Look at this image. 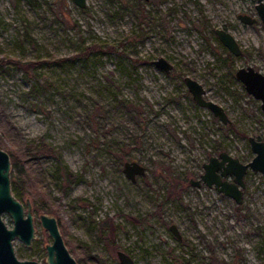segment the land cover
<instances>
[{
  "label": "rangeland",
  "instance_id": "374dc122",
  "mask_svg": "<svg viewBox=\"0 0 264 264\" xmlns=\"http://www.w3.org/2000/svg\"><path fill=\"white\" fill-rule=\"evenodd\" d=\"M86 3L0 0V147L11 174L14 155L24 165L31 193L19 199L30 198L36 221L30 246L14 240L17 257L45 263L52 240L39 215L52 213L79 264H122L118 250L137 264H264V174L248 169L240 204L190 183L210 156L249 162V137L264 140L262 102L236 77L248 65L264 73L257 0ZM216 28L243 53L232 54ZM160 56L169 73L155 65ZM187 75L231 123L194 101ZM127 160L146 174L130 180ZM65 166L81 179L68 185Z\"/></svg>",
  "mask_w": 264,
  "mask_h": 264
},
{
  "label": "water",
  "instance_id": "95a60500",
  "mask_svg": "<svg viewBox=\"0 0 264 264\" xmlns=\"http://www.w3.org/2000/svg\"><path fill=\"white\" fill-rule=\"evenodd\" d=\"M73 1L82 8L86 7V0ZM256 9L264 21V0H257ZM238 17L248 24L257 22L256 17L248 14H239ZM215 31L232 54L243 53L240 43L231 31L225 28H216ZM154 63L166 73L173 69V64L164 56L158 57ZM236 77L244 84L248 93L261 100V107L264 111V73L248 65L238 68ZM184 81L198 105L208 108L225 124L231 123L226 109L221 104L205 97L207 91L202 83L188 75L184 77ZM249 141L255 153L251 161L243 162L239 157L227 151H221L218 155L210 156L209 160L203 164L204 173L199 179H191L190 183L198 187L202 183L208 187L214 186L219 192L234 198L238 204L242 203L246 186L245 175L248 169L251 168L264 174V140L250 136ZM11 169V155L0 147V264H41L36 260H20L16 255L14 240L18 238L25 245L30 246L36 238V223L30 198L22 202L13 192ZM123 171L130 180L136 181L138 176L146 174L147 168L139 161L127 160L124 162ZM229 176H233L232 181L226 178ZM5 214L10 216L12 227L7 225L4 219ZM39 219L52 240L47 245V263L79 264L65 243L57 217L52 213H42ZM170 230L181 239L180 231L175 223L170 225ZM117 255L122 264H137L134 258L123 250H118Z\"/></svg>",
  "mask_w": 264,
  "mask_h": 264
},
{
  "label": "trees",
  "instance_id": "16d2710c",
  "mask_svg": "<svg viewBox=\"0 0 264 264\" xmlns=\"http://www.w3.org/2000/svg\"><path fill=\"white\" fill-rule=\"evenodd\" d=\"M29 36H27L28 38ZM46 146L45 144H43ZM47 147V146H46ZM47 150L51 152L54 151L52 147H47ZM13 171L11 174L12 183L15 184L17 189V197L21 198L26 194H30V189L28 188L29 179L26 175L25 168L23 163L20 161V157L18 155H14V163H13ZM63 179L68 185L78 182L81 179V175L72 172L67 166L63 167ZM111 231H114V226H111Z\"/></svg>",
  "mask_w": 264,
  "mask_h": 264
},
{
  "label": "flooded vegetation",
  "instance_id": "af4514ba",
  "mask_svg": "<svg viewBox=\"0 0 264 264\" xmlns=\"http://www.w3.org/2000/svg\"><path fill=\"white\" fill-rule=\"evenodd\" d=\"M227 178V177H226ZM233 180V179H232ZM35 214V213H34ZM35 223H36V221H35ZM36 225V224H35ZM49 244V243H48ZM48 244H46V246H45V250H46V252H47V257H48V250H47V245ZM47 257H46V261H45V263H42V262H40V261H38V262H40L41 264H48L47 263ZM37 261V260H36ZM78 262V261H77Z\"/></svg>",
  "mask_w": 264,
  "mask_h": 264
}]
</instances>
